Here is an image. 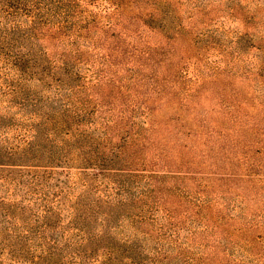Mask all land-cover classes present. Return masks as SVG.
Returning <instances> with one entry per match:
<instances>
[{
  "label": "rangeland",
  "instance_id": "374dc122",
  "mask_svg": "<svg viewBox=\"0 0 264 264\" xmlns=\"http://www.w3.org/2000/svg\"><path fill=\"white\" fill-rule=\"evenodd\" d=\"M18 2L0 264H264V0Z\"/></svg>",
  "mask_w": 264,
  "mask_h": 264
},
{
  "label": "trees",
  "instance_id": "16d2710c",
  "mask_svg": "<svg viewBox=\"0 0 264 264\" xmlns=\"http://www.w3.org/2000/svg\"><path fill=\"white\" fill-rule=\"evenodd\" d=\"M16 1L0 0V12L7 14L0 18V80L2 81L4 80L3 75L8 78L7 74H11L13 70L20 71L26 57L25 50L29 45H32V30L29 20L9 14V10ZM21 1L19 0L18 4ZM6 109L0 105V166L14 165L9 155L3 151L6 142L5 132L11 125L4 115Z\"/></svg>",
  "mask_w": 264,
  "mask_h": 264
}]
</instances>
